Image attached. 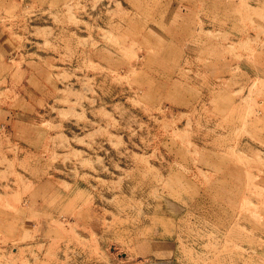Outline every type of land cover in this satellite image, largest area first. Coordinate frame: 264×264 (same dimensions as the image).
Instances as JSON below:
<instances>
[{
	"label": "rangeland",
	"instance_id": "374dc122",
	"mask_svg": "<svg viewBox=\"0 0 264 264\" xmlns=\"http://www.w3.org/2000/svg\"><path fill=\"white\" fill-rule=\"evenodd\" d=\"M0 264H264V0H0Z\"/></svg>",
	"mask_w": 264,
	"mask_h": 264
}]
</instances>
